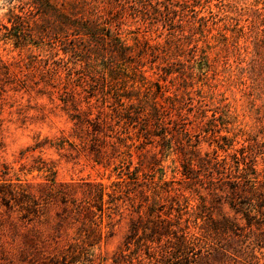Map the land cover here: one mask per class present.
I'll return each mask as SVG.
<instances>
[{"label": "rangeland", "instance_id": "1", "mask_svg": "<svg viewBox=\"0 0 264 264\" xmlns=\"http://www.w3.org/2000/svg\"><path fill=\"white\" fill-rule=\"evenodd\" d=\"M166 2L178 5L166 10L169 22L188 32L184 39L191 43H186L185 59L190 61L192 50L200 47L196 60L185 61L190 84L194 85L189 88L195 98L194 104L200 106V100L203 104V113H196L197 119L194 112L191 113L194 121L188 125L192 134L189 142L180 134L169 135L173 140L164 141L162 127L167 126L175 133L174 124L168 121L170 117H179L155 110L152 97L146 99L143 92L140 98L148 101L139 104L133 97L134 109L138 112V106H142L152 123L160 116L166 121L162 126L153 125L149 135H144L141 125L133 120L117 117L115 89L63 88V82L53 87L48 68L53 66L54 60L64 57L77 71L82 63H75L60 49L53 57L57 50H52L47 43H30L27 48H21L14 36L0 28V178L13 182L20 192L27 189L41 202L38 216L28 214L20 205L1 206L0 264H46L49 255L60 257L61 250L76 241L73 237L80 235L81 222L70 217L66 205L51 195L53 179L56 189L64 185L63 189L70 191L69 198L90 202H86L89 212L92 209L95 216L93 212L85 215L101 223L100 240L94 246H87L88 252L79 254V260L73 264H141L136 259L138 255L145 258V264L156 263L154 258L170 245L167 237H163L161 244L153 243L157 252L154 248L140 251L138 235L133 229L138 224L141 240V228L151 212V220L170 218L182 227L189 226L190 232L200 238L187 255L189 264H223L226 262L224 248L244 264H264V247L255 248L256 257H248L247 261L246 254L243 256L230 247L237 246L236 238L208 231L211 217L214 220L234 217L235 212L226 200L215 199L208 189L186 181L182 174L184 151L198 148L200 152L197 153L201 155L215 151L214 130H218L217 138L226 137L233 143L228 151L241 147L250 138L254 145L252 152L258 159L257 168L264 174V0ZM12 6L13 3L0 0V19L10 27L5 14ZM193 27L200 28L199 33L188 31ZM168 31L162 22L140 26L129 21L123 27L122 38L130 45L136 44L137 37L150 43H163ZM192 46L194 48L189 50ZM259 56L262 59H258ZM145 68L149 70L146 72L149 78L161 79V73H154L156 69H150L149 63ZM61 72L65 76L67 71ZM137 89L132 94L135 95ZM151 89L157 92V88ZM125 96L123 101L129 106L131 101ZM158 100L169 106L160 96ZM225 140L221 139V143ZM227 152L218 150L221 156ZM142 160L144 172L149 173L154 164L158 170L155 180L159 201L153 206L155 211L145 204L144 194L151 192L143 194L135 185L131 193L135 202L125 196L114 199L119 194L113 195L117 188L115 183L128 178L121 172H127L128 166H139ZM143 177L141 174V181ZM173 187L178 188V195L171 189ZM102 192L103 210L100 211ZM141 203L145 205L140 208ZM139 208L144 213L143 220L138 217ZM246 222L241 220L244 225ZM121 252L125 255H120ZM181 258L171 259L180 264L185 261ZM232 262L229 260L227 264Z\"/></svg>", "mask_w": 264, "mask_h": 264}, {"label": "trees", "instance_id": "2", "mask_svg": "<svg viewBox=\"0 0 264 264\" xmlns=\"http://www.w3.org/2000/svg\"><path fill=\"white\" fill-rule=\"evenodd\" d=\"M7 1L13 3V6L5 14L11 27L0 19V28H5L8 35L16 38L17 46L27 48L30 43L38 45L47 43L52 50H57V52H53V57L54 54L59 53L60 49L75 60V63H82V68L77 71L66 63L64 57L54 60L53 66L48 68V71L51 72L53 87H57L63 82V88H68V86L72 88H86L87 86L89 88H113L117 100L115 108L117 117L133 120L136 125H141L140 129L144 135H149L153 125L162 126L166 121L164 122V116L163 118L160 116L156 122L152 123L150 115L145 112V109H142V106L136 105L140 107L138 112L134 109L133 97L139 101V104L148 101L140 98V94L143 92L146 99L152 97L155 110L163 111L162 114H175L179 117L178 119L170 117L168 121V123L174 124L175 133L168 130L167 126L162 127L164 141L173 140V137H169V135L180 134L189 142V136L192 134L188 125L194 121L190 118L191 113L194 112L193 115L197 119L199 116L196 113L199 115L203 113L201 110L203 104L200 100V106L195 105V98L192 91L189 90L194 85L190 84L189 67L185 62L187 60L185 55L188 51L186 43H191L184 39L188 32L185 28L173 27L169 22V15L165 14L168 7L175 9L177 4L166 2V0ZM154 20H157L158 23L162 22L169 29L165 42L150 43L147 39L142 41L137 37L135 38L136 44L130 45L122 38L123 27L129 21L139 23L141 26L146 23L154 25L157 23H154ZM193 30L197 34L200 28L193 27L188 31ZM195 47L197 48V46ZM199 48L192 50L193 57L187 61L196 60ZM258 59H262V57L259 56ZM258 59L256 58V60ZM35 61L37 62V60ZM148 63L151 65L150 69L153 71L156 69L154 73H161V79L153 80L146 75L149 70L145 66ZM180 64L184 66L181 67ZM191 65L193 64L191 63ZM61 70L67 71L65 76L62 75ZM73 74H77V77L75 78ZM135 88L138 89L134 95L132 92ZM142 88L145 89L142 91ZM151 88H157V92H153ZM172 88L176 89L172 94H168ZM126 93L129 95L125 96ZM124 96L131 101L129 106L123 101L122 97ZM159 96L169 106L166 107L162 104L158 100ZM126 114L127 116H125ZM217 131H213L212 143L216 144L213 153L206 152L205 155H201L197 153L200 152L198 148L183 152L185 158L182 163V174L186 181L199 183L208 189L215 199L227 201L234 210L235 216L215 220L211 217L207 229L211 234H225L227 237L236 238L237 246H230L231 249L243 256L246 254L245 260L248 257L252 259L256 257L254 255L255 248L264 247V174L262 175L257 168L258 159L252 152L254 145L250 138H247L241 147L228 151L233 143L228 142L230 139L227 140L226 137H221V139H226L221 143V139L216 136ZM198 143L199 141L193 146L195 147ZM219 149L228 152L221 156L218 154ZM155 166L156 164L150 167L149 173L143 170V160L139 166H134V168L128 166L127 172H121L128 178L115 183L117 188L113 195L119 194L114 199L119 200L125 196L132 203L135 202V198L131 196L132 185H135L140 187L141 191L143 190V194L151 192L148 195L144 194L147 197L145 204H147V208L155 211L153 206L159 201L156 186L158 182L155 180V173L158 170ZM141 174L144 176L142 181ZM52 181L54 184H51L53 187H50L51 195L66 205L65 210L69 212L70 217L75 218L77 223L81 222V230L80 235L73 237L76 241L68 243V247L61 250L60 257H56L57 254L49 255L46 264H73L79 260L77 259L79 254L85 255L88 252L87 246H94L100 240L101 223L97 222L95 218L88 219V216L85 215L90 211L87 205V203L91 204L90 202L85 200L78 202L74 198H69L70 191L64 190V185H61L60 189H56L55 179ZM171 189L178 195V188ZM103 195L102 192L99 198L101 208L98 209L100 211L103 210ZM202 198L204 199V197ZM15 204L20 205L22 210L28 214L33 213L38 216L41 212V202L35 194L25 188L20 192V188H17V185L14 186L13 182L0 178V208L3 205L12 208ZM145 204L141 203L140 208ZM140 208L137 213L139 219L143 220L144 213ZM92 212L94 217L92 209L89 215ZM145 213L147 214V212ZM152 214L153 212L149 213V216L147 215L148 220L141 228L143 232L141 240L139 239L140 227L137 226L138 224L133 227L135 234L138 235V250L150 251L151 248H154L157 252V247L153 246V243L161 244L163 237H167L166 241L170 245L161 251V255L154 258L157 260L154 264H176L172 259L179 257L185 258V261L180 264H189L187 255L192 251V247L196 244L195 241L200 238L190 232L189 226L182 227L179 223H173L170 218L151 220ZM83 218L84 220H81ZM244 219L247 221V225L241 223V220ZM173 240H175L174 243ZM228 251L224 248L223 255L226 262L223 264H227L229 260H233L232 264H244L243 260L233 257ZM120 255L125 254L121 252ZM136 259L139 263L145 264L143 263L145 258H141V255L136 256Z\"/></svg>", "mask_w": 264, "mask_h": 264}]
</instances>
